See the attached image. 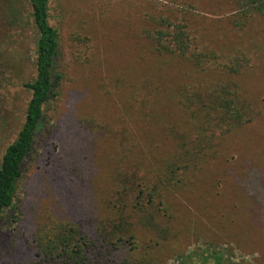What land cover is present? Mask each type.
<instances>
[{"label": "rangeland", "instance_id": "obj_1", "mask_svg": "<svg viewBox=\"0 0 264 264\" xmlns=\"http://www.w3.org/2000/svg\"><path fill=\"white\" fill-rule=\"evenodd\" d=\"M158 1L161 9L174 6ZM176 2L205 44L223 54L250 53L242 79L256 115L224 136L216 157L180 189L168 192L170 218L151 258L155 264H205L206 253L220 249L227 264H264V14L235 27L234 0ZM148 3L49 0L62 80L17 182L24 236L52 217L84 223L107 216L120 159L155 165L184 129L172 95L191 71L141 49ZM80 37H88L89 55L75 60ZM35 38L27 1L0 0V156L23 118L28 92L18 83L33 77ZM10 212L0 217V264H21L25 253ZM137 228L138 241L147 242L148 233Z\"/></svg>", "mask_w": 264, "mask_h": 264}, {"label": "trees", "instance_id": "obj_2", "mask_svg": "<svg viewBox=\"0 0 264 264\" xmlns=\"http://www.w3.org/2000/svg\"><path fill=\"white\" fill-rule=\"evenodd\" d=\"M26 1L36 34L34 72L30 80L18 83L28 92V98L16 134L0 156V217L6 209H11L9 221L17 228L16 233L23 214L22 203L16 195L17 182L49 102L58 95L62 80L58 68L60 36L59 30L50 23L49 0ZM148 1L150 7L143 14L141 27L144 39L141 49L154 57L183 62L191 71L185 74V80L178 83L172 95L185 127L172 137L169 154L155 165L154 161L146 165L137 158L120 159L112 173L107 216L84 223L52 217L30 236L18 232L25 253L21 264H155L151 255L161 245L164 224L170 218L168 192L180 189L191 174L216 157L224 136L256 115L254 102L247 96L242 79L250 53L218 52L193 33L188 25L187 9L177 7L176 0L171 1L174 6L166 9L158 7V0ZM234 2L232 23L235 27H242L253 15L264 14V0ZM78 42L82 46L73 57L75 60L89 55L88 37H80ZM86 123L97 125L92 119ZM146 151L150 152L149 148ZM137 227L148 233L147 242L138 241ZM220 252V249H210L203 263L211 264L208 256L213 264H227L229 259L223 258Z\"/></svg>", "mask_w": 264, "mask_h": 264}]
</instances>
